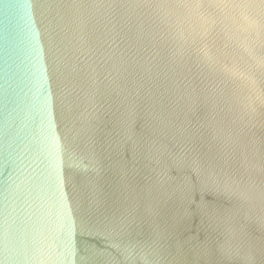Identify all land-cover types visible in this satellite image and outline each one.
Listing matches in <instances>:
<instances>
[{
    "label": "water",
    "instance_id": "water-1",
    "mask_svg": "<svg viewBox=\"0 0 264 264\" xmlns=\"http://www.w3.org/2000/svg\"><path fill=\"white\" fill-rule=\"evenodd\" d=\"M0 264H264V0H0Z\"/></svg>",
    "mask_w": 264,
    "mask_h": 264
}]
</instances>
